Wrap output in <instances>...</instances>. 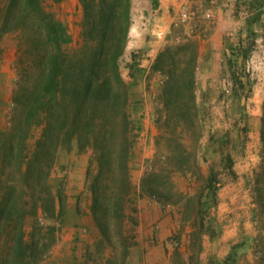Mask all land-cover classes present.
Returning a JSON list of instances; mask_svg holds the SVG:
<instances>
[{
	"label": "trees",
	"instance_id": "trees-1",
	"mask_svg": "<svg viewBox=\"0 0 264 264\" xmlns=\"http://www.w3.org/2000/svg\"><path fill=\"white\" fill-rule=\"evenodd\" d=\"M79 4L81 43L68 51L43 0L3 2L0 33L19 31L27 57L13 94L20 115L0 130V264H39L56 243L68 210L49 178L59 150L72 141L79 151H92L86 173L90 212L100 235L97 243L110 249L105 264H127L137 244V198L144 194L158 197L156 173L144 174L139 187L130 174L138 129L131 110L136 98L132 81L122 75L120 61L132 25V0H79ZM235 7H248L247 22L258 23L264 0H238ZM246 38L248 48L254 46V39ZM237 39L225 62L235 86L243 88L242 64L231 57L236 55L243 62L248 48L240 33ZM137 64L135 53H131L127 65L131 77L138 74ZM151 70L162 76L156 142L158 145L168 134L173 142L169 155L159 151L157 156L165 157L171 173H186L191 167L200 170L196 157L202 126L196 101V43L166 44L158 51ZM35 126L41 131L31 142ZM187 131L194 137L190 152L180 141ZM259 136L264 143V101ZM152 162L156 163V157ZM206 187L216 199L221 186H211V177H206ZM253 254L249 264H264V245ZM217 260L209 264H219ZM236 260L231 251L220 264Z\"/></svg>",
	"mask_w": 264,
	"mask_h": 264
},
{
	"label": "rangeland",
	"instance_id": "rangeland-1",
	"mask_svg": "<svg viewBox=\"0 0 264 264\" xmlns=\"http://www.w3.org/2000/svg\"><path fill=\"white\" fill-rule=\"evenodd\" d=\"M213 1L215 0L184 1L188 7L189 15L186 21L179 22V24H195L194 27L197 31L191 33V37L187 40L196 43L197 50L199 42L206 39V28L217 17L212 7L215 5ZM3 2L4 0H0V14ZM43 5L53 14L60 27L63 47L68 51L76 49L81 43L82 13L79 0L59 2L43 0ZM153 5L154 0H132V7H134L132 25L125 53L120 61L122 75L126 80L132 81L136 98L131 107L132 117L138 126L130 162L131 179L139 187L141 177L152 171L158 175L155 183L159 184V186H154L158 189V197L146 194L138 196L136 201L138 210L135 214L137 224L134 227V232L137 237L139 208L142 212L144 211L143 208L141 209V203L144 200L147 201L146 206L155 203L169 217L165 234L160 241L166 246V254L169 256L166 264H205V260L202 261L200 256L203 248L206 247V241L211 242L212 238L219 237L228 222L227 219L223 220L217 212L218 192L221 187L237 181L249 185L254 197L259 201L261 216L264 214V143L259 142L257 145H253L255 130L253 117L258 114L256 117H258L260 127L264 101V93L260 92V86L264 84V16L261 14L258 23L247 22L248 7H231V22L234 23L232 24L234 28H231L230 37L233 38V42L238 40V33L247 48L249 44L245 40L246 37L254 39V46L248 48L247 56L243 62L236 55L231 57L233 62L238 65L242 64L244 87L235 86L230 75L231 68L225 62V57L231 53L229 47L234 44L232 43L222 56L221 70L214 76H210L205 86H196V101L202 125L201 137L196 146V157L200 170L191 167L186 173H171V166L166 164L165 157L157 156L159 151L169 155L173 147V142H170V138L168 139L169 134L160 138L158 145L156 142L160 130L155 118L157 109L161 105L159 92L162 86V76L159 72L151 70V66L150 71L146 74L145 69L148 65L143 61L148 58L146 49L149 44L146 41L142 42L141 38L144 37L150 25L146 19L149 18V13L144 7H153ZM208 12L210 17L206 16ZM199 31L200 37L197 36ZM21 39L22 35L19 31L0 33V130L9 127L13 119H17L20 115V108L18 110V107L15 106L13 94L27 57L23 53L25 45L22 44ZM178 42H182V40ZM131 53H135L139 69L135 77L129 75L127 67L131 61ZM238 70L242 72L241 69ZM138 87L141 88L140 92H138ZM143 88L149 93L146 97L141 95ZM145 98L146 101H144ZM257 103L261 105L258 113L256 112L257 107H254ZM145 106L148 117L145 116ZM144 124L153 127V151L148 155L143 154L147 152L145 150L147 148L144 149V147L149 143L148 138L145 139ZM40 131L41 128L38 126L32 128L31 142L39 136ZM147 132L150 137L151 128H148ZM257 132L259 133V129ZM193 140L194 137L189 131L185 132L182 140L180 139L181 143L188 147L189 152L194 146ZM137 142L141 143V150L137 149L136 158H133ZM255 147L260 150L261 158L255 166L253 163L248 165V162L253 161ZM155 157L156 163L153 165L152 160ZM91 158V149L79 151L75 141L61 148L57 154V163L51 172L49 182L54 192H60L67 210L69 201L70 203L75 202L76 197L82 201L85 196L83 194H90L86 173ZM141 163H143L142 167ZM94 166V163L90 166L92 174ZM206 177H211V186H221L217 191L216 199L211 195V189L206 187ZM73 204L78 205V203ZM263 219L260 218L262 224L264 223ZM129 226L130 223H127V227ZM151 226L153 229L156 228L155 223ZM99 236L98 232V236L88 243L85 250L80 253L83 264H105L104 261L109 255L110 249L97 243ZM262 245H264L263 235H259L255 239L243 235L230 245L228 253L233 251L239 264H249L253 260L254 250ZM48 256L49 254L39 264ZM224 257L217 258L219 264Z\"/></svg>",
	"mask_w": 264,
	"mask_h": 264
},
{
	"label": "crops",
	"instance_id": "crops-1",
	"mask_svg": "<svg viewBox=\"0 0 264 264\" xmlns=\"http://www.w3.org/2000/svg\"><path fill=\"white\" fill-rule=\"evenodd\" d=\"M184 1L186 0H154L153 7H144L146 12L149 13V18L146 19L150 23L144 37L141 38L142 42L146 41L149 44L146 49L148 58L143 60L148 65L145 69L146 74L150 71V66L160 49L172 42L185 41L191 37V33L197 31L194 23L180 25L178 22ZM235 1H213L215 5L212 7L217 17L206 28V39L198 44L197 85L205 86L208 78L221 70L222 56L227 51V47L234 43L233 38L230 37V31L231 28H234V25L232 26L234 23L231 22V7L235 6ZM133 8L131 7L132 15ZM143 12L145 13V11ZM262 16H264V11ZM200 34V31L197 32L198 37H200ZM260 90V92L264 93V84L260 86ZM140 91L141 88L138 87V92ZM141 95L146 97L149 93L143 88ZM144 101H146V98ZM254 107H257L256 112L258 113L261 105L257 103ZM147 112V107L145 106V116L148 117ZM256 116L258 114L253 117L255 119L254 146L260 142V136L257 132L259 123ZM144 127L146 128L145 139L148 138L149 143L144 147V149L147 148L145 149L147 152L142 151L145 152L143 153L144 155H148V153L150 154L153 151V127H148L147 124H144ZM148 128H151L150 137L147 134ZM135 147L133 158H136L137 149L141 150V143L137 142ZM253 151V161L247 164L253 163V166H255L261 157L259 149L255 147ZM142 165L143 163L140 164L141 167ZM83 195L85 196L82 201L77 199L79 197H76L75 202L70 203L69 201L65 226L51 248L49 256L41 264H83L80 253L85 250L88 243L98 236V231L90 212V194ZM146 202L144 200L140 205L144 211L142 212L140 208L138 211L137 244L131 251L128 264H166L169 256L166 254V246L160 241L165 234L169 217L157 204L151 203L146 206ZM73 203H78V205ZM217 208L218 214L221 215L223 220L227 219L228 222L219 237L212 238L211 242L206 241V247L203 248L200 256L202 261L205 260V264H209L214 258L226 256L230 250V245L235 243L241 236L243 237V235L254 239L259 235L264 237V223H260V218H264V214L261 216L259 201L254 197L249 185L247 186L244 182L237 181L221 187L218 192ZM154 223L156 224L155 229L151 226ZM233 264L239 263L235 261Z\"/></svg>",
	"mask_w": 264,
	"mask_h": 264
},
{
	"label": "built area",
	"instance_id": "built-area-1",
	"mask_svg": "<svg viewBox=\"0 0 264 264\" xmlns=\"http://www.w3.org/2000/svg\"><path fill=\"white\" fill-rule=\"evenodd\" d=\"M181 7L182 8H181V11L179 13L178 22H184V21H186L188 19V15H189L188 14L189 11H188L187 5L186 4H183ZM206 16L207 17H210V13L209 12L206 13Z\"/></svg>",
	"mask_w": 264,
	"mask_h": 264
}]
</instances>
